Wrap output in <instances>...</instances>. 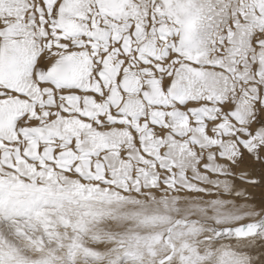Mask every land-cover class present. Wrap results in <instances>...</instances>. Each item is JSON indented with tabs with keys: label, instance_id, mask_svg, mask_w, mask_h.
I'll use <instances>...</instances> for the list:
<instances>
[{
	"label": "snow or ice",
	"instance_id": "6c2138e0",
	"mask_svg": "<svg viewBox=\"0 0 264 264\" xmlns=\"http://www.w3.org/2000/svg\"><path fill=\"white\" fill-rule=\"evenodd\" d=\"M0 264H264V0H0Z\"/></svg>",
	"mask_w": 264,
	"mask_h": 264
}]
</instances>
